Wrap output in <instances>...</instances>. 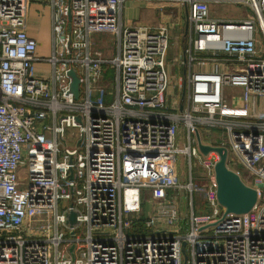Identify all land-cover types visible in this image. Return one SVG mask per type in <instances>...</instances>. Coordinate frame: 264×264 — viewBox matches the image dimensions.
I'll return each instance as SVG.
<instances>
[{
	"label": "built area",
	"instance_id": "obj_1",
	"mask_svg": "<svg viewBox=\"0 0 264 264\" xmlns=\"http://www.w3.org/2000/svg\"><path fill=\"white\" fill-rule=\"evenodd\" d=\"M43 1L47 56L27 31L32 1L0 0V264H264V0H133L170 6L187 24L172 58L185 69L178 92L169 23L127 24L130 0ZM216 4L250 14H214ZM211 128L217 143L202 137ZM196 132L224 145L228 166L256 188L249 213L222 216L218 156L200 152ZM198 162L208 185L192 174ZM172 190L189 194L186 217ZM195 193L207 213H196Z\"/></svg>",
	"mask_w": 264,
	"mask_h": 264
},
{
	"label": "rangeland",
	"instance_id": "obj_2",
	"mask_svg": "<svg viewBox=\"0 0 264 264\" xmlns=\"http://www.w3.org/2000/svg\"><path fill=\"white\" fill-rule=\"evenodd\" d=\"M212 8H213V13L214 14H218V15L225 16V17L237 18V19L239 17L246 16L247 12L250 14V11L248 9H245V8H243L241 6H234V5H230V4H220V5L216 4V5H213ZM161 10L163 12L162 13L163 14V17H166V15L169 16L170 14L172 16H174V17L177 15V13H176L177 10H174V9L170 8V6L167 7V8H165V9H161ZM159 12H160V8L159 7H153V6L152 7H148L146 5L145 6H142V7L137 6L138 17H144L146 19H150V18L156 17V19L158 21H160L159 16L161 15L160 14L161 12L160 13ZM164 12H167V13H164ZM164 14H166V15H164ZM131 21H134V20H131ZM179 24L180 23L177 22V24H175L176 26L174 25L175 28ZM174 26H171L170 25L171 35L173 37L170 40L171 47H170V49H169V51L167 53V57H168L167 58V61L170 62V64H171V67H172L171 70H172V73H173V84L175 86V91L178 92L179 86H178L177 80L183 74L181 72L180 65L178 63H175L174 64L172 62V58L174 56H176L175 54H177L179 52V43H181V42L178 43V41H176L177 43L173 46V43H175L174 40H175L176 36L178 35L177 30L176 31L173 30L174 29ZM109 36H111L110 33L107 36L104 33H93L92 34L93 40H99V38H101V37H106L107 38ZM46 44H47L46 45L47 48H48V44L51 45V36L49 38V41L46 42ZM49 53H50V51L47 52V53H42L38 49V54L39 55L47 56ZM112 73H113L112 70L109 69L106 76L108 78H111L112 77ZM228 92L229 93L231 92L230 89H228ZM263 101H264V98L260 99V102L261 103ZM182 130H183V128H181V132H182ZM66 132H69V128L66 129ZM201 132L203 134H205L204 133L205 131H203V129H201ZM207 135L213 136L214 137L213 138L214 142L217 143V141H219V139L221 138V136L223 134L221 133V131L219 129H217V128L216 129L215 128H211L208 134L203 135V138H207ZM72 143H73V141H72ZM179 144H180V146H182L183 143L180 142ZM184 144H186V143H184ZM178 163H179V170H180L181 179L182 180H185L184 174H185V172L188 173V160L186 158H183V155L180 154L179 155ZM236 167H238L237 168L238 170H241V171L243 170V168L239 167L238 165H236ZM191 171H192L193 176H194V173H196L198 176L199 175H202L203 179L200 180V181H202L200 183L201 184H204L205 183L206 185H208V182H209L210 176H211L210 168H205L202 165H200L199 162H198V163H194L193 164V167H192V170ZM171 192L172 193H175V196H179L181 194L180 201H181V203H183L182 204V213L181 214H182V216L186 217V213L188 212V211H186L187 200H188L186 193L183 190H180L179 192L178 191H175V190H172ZM145 200H147V196L144 193H142V203ZM194 203H195V206H196V213L197 214H205V213H207L210 210V207L208 206L207 201H205V198H203V195L201 193H199V194L195 193V195H194ZM147 206L148 205H143V208L145 209Z\"/></svg>",
	"mask_w": 264,
	"mask_h": 264
},
{
	"label": "water",
	"instance_id": "obj_3",
	"mask_svg": "<svg viewBox=\"0 0 264 264\" xmlns=\"http://www.w3.org/2000/svg\"><path fill=\"white\" fill-rule=\"evenodd\" d=\"M187 30V24L184 27ZM70 76V91L75 98L79 95V76L73 68L68 70ZM185 97V88L181 92V102L179 108L182 109L183 99ZM197 135V146L201 153L207 155L210 151L217 153V159L213 165V172L216 182L215 195L218 203L224 208L222 216L227 213H249L257 201L258 194L255 187L243 182L239 174L228 166L227 148L224 145H210L204 143ZM73 174V173H72ZM70 174V178H72ZM72 204V203H71ZM76 212L71 210L67 213V221L73 225L76 221ZM72 248L70 250L72 251ZM73 256V255H72Z\"/></svg>",
	"mask_w": 264,
	"mask_h": 264
},
{
	"label": "crops",
	"instance_id": "obj_4",
	"mask_svg": "<svg viewBox=\"0 0 264 264\" xmlns=\"http://www.w3.org/2000/svg\"><path fill=\"white\" fill-rule=\"evenodd\" d=\"M31 1L32 2H30L29 9H28L27 31H28L29 35H32L35 39H37L39 51L42 53H47L51 49L50 48L51 45H49V44H48V48L46 47V45H47L46 42L49 41V38L51 36V27H50L51 26L50 25V23H51V8L43 0H34V1L31 0ZM145 5L148 7L153 6V5H150L149 3L142 2V1L130 0V1L125 2V5H124L125 22L127 24H138V25H144V26H150V27H154V26H156L162 22H167L171 26H174L175 24H177V22H179L180 24L176 28H175V26H176L175 25L174 29H173L175 31L177 30V32H178V35L176 36V38L174 40L175 43H173V46L177 43L176 41H178V43L181 42V43H179V52L175 55L180 54L181 48L184 44V41H186L185 37H184V32H185L184 24L182 22L183 17H180V15L178 13L175 17L172 16L171 14L170 15L168 14L169 16L164 14V15H166V17H163V14H162L163 12H161V13L159 12L161 14L159 16L160 21H158L156 19V17H153L150 19H146L144 17H138L137 6L142 7ZM153 7H155V6H153ZM164 13H167V12H164ZM181 15H182V10H181ZM131 20H134V21H131ZM168 67H169L170 73L172 75V81H173V73L171 70L172 67H171L170 62H168ZM180 69H181L182 74L184 75L185 69L182 66H180ZM183 75L180 78H182ZM177 81H179V79ZM181 81H182V79H181ZM180 98H181V92H180ZM202 137H203V135H202ZM194 177H196V179L199 182H202V181H200L203 179L202 175L198 176L196 173H194ZM185 178H187V177H185ZM168 195L171 197V195H175V193H172L171 191H169ZM186 195H187V199H188L189 194H186ZM180 197H181V194L177 197V200L179 202L180 212L182 213V204L183 203H181ZM195 210H196V207H195ZM186 211H188L187 206H186Z\"/></svg>",
	"mask_w": 264,
	"mask_h": 264
}]
</instances>
